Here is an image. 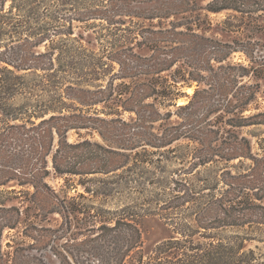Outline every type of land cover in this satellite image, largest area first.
<instances>
[{"label":"rangeland","instance_id":"rangeland-1","mask_svg":"<svg viewBox=\"0 0 264 264\" xmlns=\"http://www.w3.org/2000/svg\"><path fill=\"white\" fill-rule=\"evenodd\" d=\"M211 1L113 0L109 9L120 22L109 30L104 21L107 36L102 44L97 39L100 28L79 24L76 32L84 34L87 46L105 49L106 55L120 59L114 63L118 78L103 93L86 97L105 98L92 108L98 109V114L91 115L95 120H85L89 128L68 133L70 143L88 140L94 145L66 147L58 157L61 165L91 170L103 163L100 155H108L109 166H117L128 160L123 154L155 150L150 144L163 145L179 135L182 138L173 145L191 142L205 150L212 145L217 155L209 165L220 178L224 179V173L243 177L240 180L261 188L250 192L264 194V0L231 1L248 13L212 12L207 9ZM10 3L6 2L7 8ZM227 18L229 27L224 23ZM244 120L262 123L237 125ZM52 156L47 164L50 174L44 179L48 186L37 191L32 185L18 186L22 192L8 202L20 213H11L14 220L19 218L17 227L3 232L5 264L72 262L71 254L78 253L77 241L87 237L94 224L84 207L91 203L117 207L138 196L134 186L117 183L102 194L104 183L94 179L107 175L59 174ZM26 162V172H40L41 162ZM190 166L176 161L168 164V170ZM233 206L242 207L238 201ZM4 214L8 220L10 214ZM140 224L145 254L170 235L160 216L145 217Z\"/></svg>","mask_w":264,"mask_h":264},{"label":"trees","instance_id":"trees-1","mask_svg":"<svg viewBox=\"0 0 264 264\" xmlns=\"http://www.w3.org/2000/svg\"><path fill=\"white\" fill-rule=\"evenodd\" d=\"M7 1H0V264H5L3 232L19 222L11 215L20 213L19 208L8 202L22 192L18 186L32 185L36 191L48 186L44 179L50 174L52 153L59 174L107 175L94 179L104 183L102 194H108L112 183L129 184L125 187L138 192L132 203L117 207L87 204L84 211L93 227L77 241L72 262L64 264H264V204L258 202L264 201V194L250 192L261 188L240 180L243 177L224 173L220 178L209 165L217 155L212 145L206 150L191 142L173 145L182 138L176 135L163 145L147 143L155 150L131 147L134 154H123L128 160L117 166H109L108 155H100L103 163L91 170L59 163L66 147L94 145L88 140L70 143L68 133L89 128L85 120H95L91 115L98 109L92 108L105 98L86 97L103 93L118 78L114 63L120 59L106 55L105 49H91L84 34L76 32L80 23L100 28L97 39L102 44L107 36L104 21L109 30L120 22L109 9L113 0H11L8 8ZM218 1L208 3L207 9L249 12L232 0ZM229 22L224 20L228 27ZM41 46L45 48L35 49ZM258 123L244 120L237 125ZM32 159L41 162L40 172L25 171ZM176 161L191 166L168 170ZM236 201L241 208L233 206ZM4 213L10 214L8 220ZM154 215L166 222L170 235L145 254L140 222Z\"/></svg>","mask_w":264,"mask_h":264},{"label":"bare ground","instance_id":"bare-ground-1","mask_svg":"<svg viewBox=\"0 0 264 264\" xmlns=\"http://www.w3.org/2000/svg\"><path fill=\"white\" fill-rule=\"evenodd\" d=\"M191 89V88H190Z\"/></svg>","mask_w":264,"mask_h":264}]
</instances>
